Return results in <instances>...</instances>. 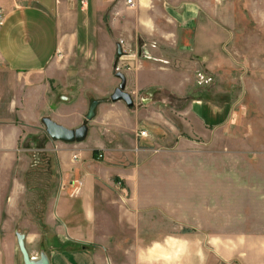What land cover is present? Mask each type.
I'll use <instances>...</instances> for the list:
<instances>
[{
    "label": "crops",
    "instance_id": "obj_1",
    "mask_svg": "<svg viewBox=\"0 0 264 264\" xmlns=\"http://www.w3.org/2000/svg\"><path fill=\"white\" fill-rule=\"evenodd\" d=\"M127 1L91 0L82 11L80 0H0V264H24L19 233L32 258L45 252L51 264H264V125L253 124L252 156L207 154L197 169L193 151L182 174L171 168L176 156L154 150L151 139L130 140L141 147L133 163L109 148H122L119 140L67 144L42 130L46 118L79 128L52 117L64 96L54 89L59 62L70 52L103 41L121 46L140 58L126 75L133 92L167 85L184 100V90L156 78L159 62H192L191 70L199 62L212 75L260 41L264 12L255 4L264 0ZM247 19L257 25L255 40ZM261 63L253 64L258 83ZM253 94L259 105L264 90ZM191 98L184 114L204 130L214 126L227 142L228 131L240 129L228 104ZM107 107L108 123L123 127L124 102Z\"/></svg>",
    "mask_w": 264,
    "mask_h": 264
},
{
    "label": "rangeland",
    "instance_id": "obj_2",
    "mask_svg": "<svg viewBox=\"0 0 264 264\" xmlns=\"http://www.w3.org/2000/svg\"><path fill=\"white\" fill-rule=\"evenodd\" d=\"M255 9L264 12V4H255ZM242 21L245 27L253 29L247 34L248 41L255 40L257 25L251 19ZM258 21L260 29L262 28L259 31L258 44L256 42L254 45L249 44V47L253 48L240 52L244 54L242 62H230L228 68H220L212 75H209L199 62H195V68L192 70L188 66H193L192 62H159L161 69L156 78L162 84L170 83L177 90H184L187 99H178V94L171 91L167 85L149 87L139 92H133L132 87L127 85V92L135 102L133 107H127L124 103L125 109L117 111L124 124L117 129L112 122L111 124L108 123V119L106 120L108 111L105 109L113 104L111 96L121 83L116 77V71L122 67L125 75L134 72L140 64L139 56L125 50L131 57L121 59L117 56V46L104 41L98 47L92 45L94 48L70 52L66 59L59 62L60 79L55 81L54 88L69 97L70 102H61L60 97H57L53 102L52 117L58 113L70 126L87 127L88 136L84 142L79 143L83 146H91L98 139L112 138L123 142L122 148L113 146L109 148L117 149L118 151L113 150V153L125 158L127 162L134 163L135 156L141 149L140 146L131 145V139L143 141L151 139L154 150L171 152L170 154L176 156L171 168L178 170L180 174L189 169L188 155H192L193 151L197 169L203 168V158L207 154L226 151L229 154L243 153L252 156L259 148L257 140L253 139V135L258 133L253 131V124L264 125V98H261L259 105L257 99L253 100V92L264 90V82H255L253 75V64L260 62L262 67L261 62H264V20ZM129 67L131 70H128ZM188 70L192 74H188ZM193 95L205 96L216 106L221 102L228 104L233 110L232 122L243 127L236 129L237 127L233 126L232 130L228 131L227 142L220 131H215L214 126L204 130L197 119L184 114L185 103L192 101ZM94 102L99 104L94 117L88 120ZM131 124L136 126V131L130 129ZM40 126L45 132L43 122ZM141 132H147L148 138L140 137ZM180 139L186 142L182 143ZM188 140L196 144L191 145ZM100 152L99 159L106 160L108 158L106 151ZM186 182V179L180 178V185H186ZM75 195L77 192L74 191L71 196Z\"/></svg>",
    "mask_w": 264,
    "mask_h": 264
},
{
    "label": "water",
    "instance_id": "obj_3",
    "mask_svg": "<svg viewBox=\"0 0 264 264\" xmlns=\"http://www.w3.org/2000/svg\"><path fill=\"white\" fill-rule=\"evenodd\" d=\"M124 52L121 46H118L117 56L122 57ZM116 77L121 81L119 87L116 89L114 94L111 96L112 103L124 102L127 107H133L134 100L130 93L127 92V77L125 74H116ZM63 102H70V98L63 96L61 98ZM99 102H94L90 108L87 119L91 120L94 117L95 109ZM45 126V132L47 136L56 142H63L67 144L82 143L88 136L87 127L83 126L78 129H68L53 120L46 118L43 120ZM17 240L20 252L23 256L24 264H51L49 256L45 252H41L38 258H32L26 248L25 236L23 234H17Z\"/></svg>",
    "mask_w": 264,
    "mask_h": 264
},
{
    "label": "built area",
    "instance_id": "obj_4",
    "mask_svg": "<svg viewBox=\"0 0 264 264\" xmlns=\"http://www.w3.org/2000/svg\"><path fill=\"white\" fill-rule=\"evenodd\" d=\"M15 2L17 3H21V2H26L28 0H14ZM91 0H80V7H81V10L82 11H86L89 7V2ZM127 4L130 6V7H134L135 4H134V0H128L127 1ZM6 20V13H5V10L0 6V29L2 28V26L4 25V22ZM125 51V50H124ZM131 57L130 54L128 52L125 51L124 55L122 57H120L121 59H127ZM133 57V56H132ZM128 70H131V68L129 67ZM116 74H119V73H122V74H125L124 71L122 70V67L121 68H118ZM140 137H148L147 135V132H141L140 133Z\"/></svg>",
    "mask_w": 264,
    "mask_h": 264
}]
</instances>
